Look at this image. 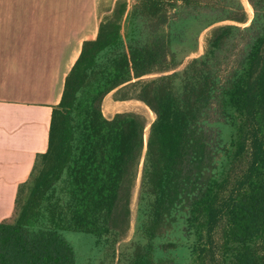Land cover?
<instances>
[{
	"label": "trees",
	"instance_id": "trees-1",
	"mask_svg": "<svg viewBox=\"0 0 264 264\" xmlns=\"http://www.w3.org/2000/svg\"><path fill=\"white\" fill-rule=\"evenodd\" d=\"M247 1L252 16L242 0L116 2L0 222V264H151L155 250L185 251L188 264H264V0ZM210 28L205 52L177 70ZM112 92L154 119L106 118ZM68 233L85 236V255Z\"/></svg>",
	"mask_w": 264,
	"mask_h": 264
},
{
	"label": "crops",
	"instance_id": "crops-1",
	"mask_svg": "<svg viewBox=\"0 0 264 264\" xmlns=\"http://www.w3.org/2000/svg\"><path fill=\"white\" fill-rule=\"evenodd\" d=\"M117 1L0 0V222L48 151L53 108L84 43Z\"/></svg>",
	"mask_w": 264,
	"mask_h": 264
},
{
	"label": "rangeland",
	"instance_id": "rangeland-1",
	"mask_svg": "<svg viewBox=\"0 0 264 264\" xmlns=\"http://www.w3.org/2000/svg\"><path fill=\"white\" fill-rule=\"evenodd\" d=\"M242 1L245 2L244 3V4H246L245 6H246L248 12H250L249 14L252 16L253 12L248 7V3H247L248 1L247 0H242ZM168 17H169L168 20L171 18H176L177 17V11L171 10L168 13ZM248 25H249V23H247L246 25H242V26L245 27ZM210 38H211V28L204 31L201 34V36L199 37V49H198V51L196 53L190 55L189 57H187L184 60V63L177 70L184 69L189 61H191L192 59H194L196 57L201 56L205 52L206 45H207L208 41L210 40ZM238 54H239V52L235 55V57L230 56L228 58V60L225 61L224 67H226L227 69L232 68L233 65L235 64V61H237L234 59L238 56ZM114 93L115 92L107 95L103 101L102 109H103V113H104L105 117L110 118L112 115H115L117 113H122V112H135V113L144 115L149 121H152L154 119L153 113L142 102L136 101V100H131V101H124L123 103L117 104V100L115 99ZM108 101H110V102H108ZM119 102H122V101H119ZM139 180H140V176L138 178V182H137L138 185L136 186V188L134 190L132 202H131V213H132L131 214V228H130V231L128 232L127 238L124 242H128L132 239V237L134 235L136 223H137V213H138V211H137L138 204L137 203H138V190H139V182H140ZM67 235H68L67 236L68 240L71 243H73L77 249L81 248V253H83L85 255V248H86L85 236L82 234H77V233H68ZM189 260H190L189 255L185 251L179 250V251L163 254L160 256L158 254V252L155 250L153 255H152L151 264H188Z\"/></svg>",
	"mask_w": 264,
	"mask_h": 264
},
{
	"label": "bare ground",
	"instance_id": "bare-ground-1",
	"mask_svg": "<svg viewBox=\"0 0 264 264\" xmlns=\"http://www.w3.org/2000/svg\"><path fill=\"white\" fill-rule=\"evenodd\" d=\"M245 3V2H244ZM248 3V2H247ZM246 5V4H245ZM248 7L250 8V10L253 12V8L250 6V4L248 3ZM250 13V12H249ZM249 24H250V22H249ZM108 102H110V101H108ZM114 104V103H113ZM112 104V105H113ZM145 104V103H144ZM109 106V105H108ZM116 106V105H115ZM107 107V106H106ZM141 107V106H140ZM118 108V107H117ZM114 109V108H113ZM108 111V110H107ZM117 111V110H116ZM122 111V110H121ZM118 112V111H117ZM154 113V112H153ZM106 114V113H105ZM110 115V114H109ZM113 116V115H112ZM150 118V117H149ZM152 119V118H151ZM149 121V120H148ZM150 131V130H149ZM138 185V184H137ZM137 190V189H136Z\"/></svg>",
	"mask_w": 264,
	"mask_h": 264
}]
</instances>
